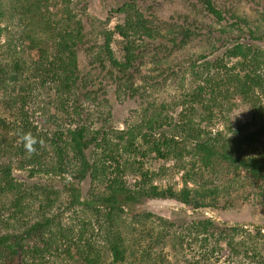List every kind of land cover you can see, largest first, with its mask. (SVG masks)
Segmentation results:
<instances>
[{"label": "rangeland", "instance_id": "374dc122", "mask_svg": "<svg viewBox=\"0 0 264 264\" xmlns=\"http://www.w3.org/2000/svg\"><path fill=\"white\" fill-rule=\"evenodd\" d=\"M125 1L127 0H84L86 8L79 10L86 33L84 43L78 48L79 70L83 77L80 88L84 93L82 101L86 124L90 129H104L109 145L112 143L115 148L117 131L135 124L144 112H152L154 109L165 117L163 129L167 134L178 133L176 138L180 142L184 140L181 135L184 130L176 131L174 128L182 121L190 122L189 132L192 135L200 134L201 137L206 133L237 137L257 129L252 116L255 115V110L262 109L264 114V94H260L253 106L231 90H223L226 95L218 97L219 104L211 106L212 110H205V104H202L203 100L210 99L208 93L202 94L201 100H194L189 94L196 89L192 67L201 63L200 55L204 54L211 60L215 67L211 68L212 73L218 77L226 71L225 68H220L223 64L231 67L233 72H244L239 66V58L226 55L227 47L243 42L257 45L264 52V0H213L223 13L224 18L220 21L210 15L199 0H138L142 13L153 19L154 25L160 27L168 38L143 41L133 67L126 72L111 66L100 55L103 41L101 31L114 30L116 24L124 21V14L115 9ZM0 3V9L4 11L0 16V54L9 52L6 43L13 39L18 57L27 63L21 74L25 78L23 84L12 78L6 80L10 84H0V167L10 164L14 178L25 184L26 192V198L20 204L24 210L17 211V215L13 214L15 208L10 207L12 195H0V233L22 230L27 223L39 218L48 196L55 199L58 195L56 205L59 208H54L52 212L57 215L56 219L60 224L52 227L46 235L51 243L49 251L41 256L26 255L19 264H91L85 257L95 259L96 264L110 263L112 255L95 218L80 205L68 204L70 195L67 189L73 184L79 189L81 199H86L92 189L90 180H78L70 173L63 176H30L26 169L14 168L22 161V156L17 155L13 147L19 144L20 132L25 126L34 129L32 133L44 139L46 134L64 131L66 126L73 124L61 120L64 113L56 93L50 91L47 84L39 86L36 82L39 79L35 60H40L38 51L41 50L31 48L30 38L19 31L18 12L10 10L9 0H0ZM59 5H63L61 0H50V10L56 17L60 14ZM187 32L189 36L186 41L180 42L183 33ZM173 37H176L175 44L172 42ZM35 38L48 42L46 35ZM123 42V38L115 33L111 48L118 60H123ZM65 101L62 103L72 104L71 98ZM43 109L48 112L44 113ZM151 133V137H147L149 143L152 139L162 137L155 131ZM189 140H184L187 149L192 145ZM263 142L264 127L259 144ZM137 143L143 148V154L137 161L139 167L166 173L156 177L154 183L179 189L185 184L192 187L195 182L191 179H199V183H202V180L211 177L209 172L199 171V163L191 154L181 157L176 165L174 158H161L149 152L150 144L142 139L138 138ZM6 144L8 149L5 148ZM101 153L102 150L99 149H88L89 158ZM120 154L123 156L116 158L119 162L125 163L126 159H130L128 162L131 164H128V169L122 176L127 185L133 186L139 178L136 173V157L132 158L121 150ZM107 165H111L112 171L108 175L114 176L116 173L112 167L115 162ZM238 177L226 194L221 192V203L215 208L192 209L174 199H144L135 202L130 208H124L118 229L126 245H130L133 252L136 251V234L140 232L136 230V226H139L136 212H150L155 216L180 221L206 216L219 224L239 226L251 232L260 227L264 232V182L252 185L249 174L244 171ZM185 180L187 181L184 182ZM3 203L4 207H9L8 210L3 207ZM152 221H156V218H152ZM58 229L64 233L63 238L59 233V238L55 235ZM31 242H28L27 247L31 246ZM167 245H160L164 247L165 253L169 251ZM186 252L189 256L195 254L190 249ZM248 253L242 252L233 258L228 256V250L224 246L223 255L215 254L210 261L203 260V264H229L236 260H240L242 264H251L249 258H245ZM0 264L6 263L2 260ZM118 264L138 263L136 257L127 252L125 259Z\"/></svg>", "mask_w": 264, "mask_h": 264}, {"label": "trees", "instance_id": "16d2710c", "mask_svg": "<svg viewBox=\"0 0 264 264\" xmlns=\"http://www.w3.org/2000/svg\"><path fill=\"white\" fill-rule=\"evenodd\" d=\"M137 1L127 0L116 8V11L124 14V21L116 24L114 30L101 31L102 60L105 59L111 66L125 72L133 67L143 41L158 37L168 38L160 27L154 25L153 19L142 13ZM199 1L210 15L218 21L223 20L222 11L217 8L213 0ZM61 2L63 5H59L60 14L56 17V14L50 10V0H9L10 10L18 12L19 31L30 38L31 48L41 50L38 51L40 60H35V65L38 66L37 84L39 86L47 84L46 87L56 93V97L61 100L64 113L61 120L73 124L66 126L64 131L53 132L52 135L46 134L44 139L32 133L34 129L25 126L20 132L19 144L13 147L15 153L22 156V161L14 168L26 169L30 176L37 174L63 176L70 173L78 180L85 178L90 180L92 189L86 199H81L79 189L73 184L67 189L70 195L68 204L80 205L95 218L112 255V261L107 264L122 262L127 252H131L136 257L138 264H203V260L210 261L215 254L223 255L224 246L228 250V256L235 258L242 252H249L245 258H249L251 264H264L262 228L257 227L255 232H251L239 226L219 224L206 216L180 221L155 216L150 212H136V221L139 225L136 226V230L140 231L136 234V251L133 252L134 249L131 250V246L126 245L118 225L121 223L124 208H130L135 202L144 199H174L192 209H211L221 203V192L226 194L242 171L249 174L252 185H261L264 182V142L259 143L264 127L263 110H255V115L252 116L257 129L249 134H239L237 137H225L221 133H206L203 137L200 134L192 135L189 132L190 122L182 121L174 129L184 130L181 135L184 136L185 141L190 138L189 141L192 142L190 149L184 146V140L180 142L176 138L178 133L167 134L163 129L165 117H162L157 109L152 112L146 111L138 122L117 131L118 141L114 148L112 143L109 145L104 129H90L86 124L84 101H82L84 93L80 88L83 77L78 60V48L84 43L86 36L84 22L79 15L80 8L81 10L86 8L83 5L84 0H61ZM3 13L4 11L0 9V16ZM37 31L39 33H36ZM115 33L124 41L123 60H118L111 48ZM39 35L48 36V42L45 39L35 38ZM188 36V32L183 33L180 42L186 41ZM175 41L176 37H173V44ZM6 45L9 46V52L0 54V84L4 86L10 84L6 81L8 78L23 84L25 78L21 77V74L25 71L24 66L27 63L18 57L19 54L14 50L13 39H9ZM226 55L230 58H239L238 63L244 71L243 74L233 72L231 67L223 64L220 68H225L226 71L217 77L212 73L211 60L204 54L199 57L201 63L192 67L196 89L189 95L194 100L196 98L201 100V95L208 93L210 99L202 101L205 110H212L211 106L219 104L218 97L223 98L226 95L223 90L227 92L231 90L244 102L253 106L260 94H264V52L257 45L237 42L227 47ZM27 84L32 86L31 83ZM224 87L226 88L223 89ZM67 98H71V105L62 103ZM43 112L47 113L48 110L43 109ZM152 131L162 137L152 139L149 143L147 137H151ZM29 133L38 141L35 145L36 151L31 154L22 143V136ZM138 138L150 144L149 152L161 158H174L176 165L179 164L181 157L191 154L199 163V171L209 172L211 177L202 180V183H199V179H191L195 182L192 187L185 184L179 189L171 185L161 186L154 183L156 177L166 173L139 167L137 161L143 154V148L137 143ZM5 146L8 149L7 144ZM90 148L102 150V153L89 158ZM120 150L131 155L132 158L136 157V173L139 178L135 180L133 186L127 185L123 180L122 175L126 173L128 164L131 163L128 162L130 159H126L125 163L116 159L117 156H123ZM114 162L112 170L116 174L110 177L108 173L112 172L111 165L107 164ZM24 185L14 178L10 164L1 165L0 195H12L9 203L11 208H15L14 215H17V211L24 210L20 206L26 198ZM58 200V195L55 199L48 196L39 218L27 223L16 233H0V262L3 260L6 264H19L26 255L41 256L49 251L51 243L46 235L52 227L60 224L56 219L57 215L52 212L54 208H59L56 205ZM4 208L8 210L9 207ZM154 217L156 221H152ZM58 233L63 238L64 233L60 229L55 234L59 238ZM29 241H32L31 246L27 247ZM166 243L169 251L165 253L164 247L160 245ZM186 248L193 250L195 254L189 256ZM85 258L91 264L97 263L95 259ZM229 264L242 263L236 260Z\"/></svg>", "mask_w": 264, "mask_h": 264}, {"label": "clouds", "instance_id": "9594fccd", "mask_svg": "<svg viewBox=\"0 0 264 264\" xmlns=\"http://www.w3.org/2000/svg\"><path fill=\"white\" fill-rule=\"evenodd\" d=\"M22 143L28 153H34L36 151L35 145L38 143L37 139L30 133L22 136Z\"/></svg>", "mask_w": 264, "mask_h": 264}]
</instances>
